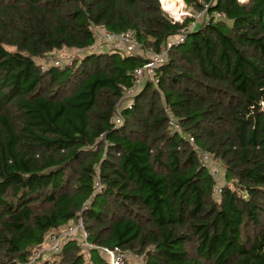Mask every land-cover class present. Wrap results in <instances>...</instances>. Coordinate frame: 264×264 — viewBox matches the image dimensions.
Returning <instances> with one entry per match:
<instances>
[{
	"label": "trees",
	"instance_id": "1",
	"mask_svg": "<svg viewBox=\"0 0 264 264\" xmlns=\"http://www.w3.org/2000/svg\"><path fill=\"white\" fill-rule=\"evenodd\" d=\"M183 1L0 0V264H264V0ZM94 28L167 49L157 86Z\"/></svg>",
	"mask_w": 264,
	"mask_h": 264
},
{
	"label": "built area",
	"instance_id": "2",
	"mask_svg": "<svg viewBox=\"0 0 264 264\" xmlns=\"http://www.w3.org/2000/svg\"><path fill=\"white\" fill-rule=\"evenodd\" d=\"M238 1L244 3L248 0H238ZM161 5L164 11H166L173 18L175 22H182V20L186 16H190V13L185 3H184L185 5L184 7L178 8V12L176 15L172 14L171 10L169 9V7L171 6V0H161ZM203 16L204 15L202 13L195 14L194 21L189 26L188 31H192L196 29L197 26L201 23ZM215 17L217 19H221L223 18V15L216 14ZM93 34L95 40L94 46H99L100 44H106L110 48L121 50L122 52L128 55L142 56L148 59L147 64L136 71L134 87L126 94L125 98L126 97L129 98L133 94L137 93L141 89L143 84L147 81H150L151 83L157 86L159 81L157 78L156 70L162 63H164L167 55V49H163L162 52L158 54H154L149 51H146L137 42L134 34L131 32L114 34L103 29L94 28ZM183 41H184V37L181 36L176 40H173V42H169L167 48L169 49L173 44L181 43ZM76 54L80 55L81 52L78 51ZM50 63L55 66H60L63 64V61L59 60L57 57H53ZM120 111L121 110L117 111V114L113 118V123L116 126H120L123 123V119ZM171 125L175 126L173 119H171ZM203 160L205 162H209L210 157L204 154ZM75 236H78L79 240L81 239V241L83 242L85 241L86 234L84 232L81 221L76 224L74 223L71 224L63 232L52 236L49 239L48 247L45 248L43 251L57 252L60 250L64 240ZM84 245H85L84 253H87L88 250L91 248L97 249L101 252L102 257L106 259L108 264H126L127 257L125 254H123L120 251L119 248L109 249L106 247H98L95 246L94 244L87 242H84ZM42 252L39 251L38 253H36L35 259L39 258Z\"/></svg>",
	"mask_w": 264,
	"mask_h": 264
},
{
	"label": "rangeland",
	"instance_id": "3",
	"mask_svg": "<svg viewBox=\"0 0 264 264\" xmlns=\"http://www.w3.org/2000/svg\"><path fill=\"white\" fill-rule=\"evenodd\" d=\"M183 2L184 1H182V0H171V6L169 7V9L171 10L172 14L176 15L177 12H178V8H181V7H184L185 6ZM125 55H127V54L124 53V56ZM56 56H58L57 58L59 60H62L63 62H69V61H71L72 58H76L78 55L75 54V53L73 54L70 51H64L62 53H59ZM214 173H216L215 175L218 176V172H217L216 168H214ZM221 180L222 179L220 178V181ZM65 229L66 228H64L63 230H61L60 233L63 232ZM80 241H81V239H80ZM87 259H88V257H87ZM129 264H138V260L132 259V261H130Z\"/></svg>",
	"mask_w": 264,
	"mask_h": 264
},
{
	"label": "crops",
	"instance_id": "4",
	"mask_svg": "<svg viewBox=\"0 0 264 264\" xmlns=\"http://www.w3.org/2000/svg\"><path fill=\"white\" fill-rule=\"evenodd\" d=\"M183 1V0H182ZM185 3V2H184ZM186 5V4H185Z\"/></svg>",
	"mask_w": 264,
	"mask_h": 264
},
{
	"label": "bare ground",
	"instance_id": "5",
	"mask_svg": "<svg viewBox=\"0 0 264 264\" xmlns=\"http://www.w3.org/2000/svg\"><path fill=\"white\" fill-rule=\"evenodd\" d=\"M174 5V4H173Z\"/></svg>",
	"mask_w": 264,
	"mask_h": 264
}]
</instances>
